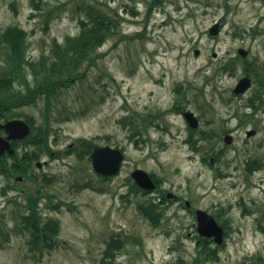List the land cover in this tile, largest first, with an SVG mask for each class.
<instances>
[{"label": "rangeland", "instance_id": "1", "mask_svg": "<svg viewBox=\"0 0 264 264\" xmlns=\"http://www.w3.org/2000/svg\"><path fill=\"white\" fill-rule=\"evenodd\" d=\"M85 1L116 19V28L96 49L100 55L85 77L57 90L48 113L54 155L41 154L46 164L33 166L35 179L24 176L17 182L29 193L42 190L37 210L42 222L58 221L59 244L43 250L39 259L33 256L20 218L28 193L2 192L7 182L16 181L0 175V264L264 262V116L244 105L255 83L244 95H232L245 60L264 68V36L248 30L254 10L243 0H229L230 10L223 0H165L149 15L150 0H40L39 10L32 9L30 0H0V29L18 25L26 30L27 55L37 58L55 41L79 31ZM222 18L220 32L209 35L208 28ZM238 47L248 50L245 58H236ZM1 56L0 51V64ZM231 59L236 60L233 70H218ZM206 102L208 107L202 106ZM177 103L199 119L192 136L203 133L205 138L198 150L187 141L185 120L173 110ZM161 110L157 118L146 119ZM14 112L44 123V99ZM248 129L255 133L247 137ZM226 133L232 135L229 144L223 141ZM80 138L122 148L119 173L103 180L87 156L73 152L62 157L68 144ZM217 151L211 166L204 158ZM255 159L263 165L248 170L247 161ZM135 167L155 174L160 189L128 193L127 177ZM88 181L95 189L80 186ZM168 191L179 201L161 203L163 216L154 226L138 204ZM195 208L229 218L224 245L211 243L218 247L217 260L197 255L196 220L190 212ZM111 238L122 241L112 249L113 258L104 254Z\"/></svg>", "mask_w": 264, "mask_h": 264}, {"label": "trees", "instance_id": "2", "mask_svg": "<svg viewBox=\"0 0 264 264\" xmlns=\"http://www.w3.org/2000/svg\"><path fill=\"white\" fill-rule=\"evenodd\" d=\"M40 0H30L32 9L39 10L40 5L36 3ZM163 0H151L147 9L149 15L154 2ZM83 16L78 19L79 31L75 35L65 36L63 42L55 41L48 48L47 52H42L37 58H31L27 55V32L18 25H9L0 29V51L2 52L0 64V111L5 108L9 111L10 107L29 105L42 98L45 102V122L37 124L33 116H25V120L31 127L29 140L34 144V148L25 153L23 158L28 162L36 158L43 149H47V139L52 129L49 120V110L52 109L54 98L57 95V90L62 86H69L75 79L85 77L86 70L91 65L95 64L99 57L96 49L101 46L111 34L117 24L109 13L102 11L99 7L85 1L81 3ZM234 65L231 63H222L218 66V70L227 71L233 70ZM216 71V70H215ZM92 139L80 138L77 146V156H84L89 153L93 146ZM190 145L195 149H199L200 145L193 140ZM220 152L212 153L214 160L218 159ZM0 159V170L4 167L10 174L19 173L20 165L13 161L8 167L6 163ZM254 161L247 162L248 170L255 169ZM23 165V164H21ZM213 165V163L211 164ZM154 178V175H151ZM103 180L109 179L107 176L101 177ZM129 179V178H128ZM94 188L92 182H84L81 187ZM98 189V188H96ZM129 190L133 192L140 190L135 183L129 184ZM128 190V193H129ZM127 195V194H126ZM127 198V197H126ZM161 203V202H160ZM160 203L154 198L138 204L139 213L154 226L160 224L163 216V208H160ZM25 213L20 214V218L24 227L30 234L28 239L29 249L36 251L38 255L42 254L45 249H50L58 243L57 234L59 224L55 219L42 222L40 213L38 212V197L29 195L26 202ZM215 218L219 221L224 229L225 237L228 235L230 228L229 218H222L217 212H212ZM197 255L202 260H217L218 247H212V239L194 236ZM225 242L222 243V246ZM108 247L104 251L106 256L114 257L112 249L122 246V241L119 238H111L108 241ZM260 258H257L259 260ZM243 264H256L243 263ZM261 264H264L262 262Z\"/></svg>", "mask_w": 264, "mask_h": 264}, {"label": "water", "instance_id": "3", "mask_svg": "<svg viewBox=\"0 0 264 264\" xmlns=\"http://www.w3.org/2000/svg\"><path fill=\"white\" fill-rule=\"evenodd\" d=\"M218 27V23H214L210 27L209 33L216 34L218 32ZM197 52L198 51L196 50L195 53ZM238 52L242 56H245L247 54V52L243 49H239ZM249 85V78L242 77L234 87V92H242ZM184 116L192 127H195L197 125V119L193 115V113L188 111L184 113ZM0 128H4L8 133L7 138H21L29 133L28 125L21 119L7 121L5 124H0ZM252 133L253 131H249L247 135H250ZM224 140L226 143H229L231 140V136L226 135L224 137ZM4 150H8L9 152L13 151L9 146L8 141L0 136V154L3 153ZM90 158L93 170L96 173L104 175H114L119 171L120 164L123 159V154L118 148L104 145L94 147L92 152L90 153ZM131 177L141 188L153 189L155 186L148 173L141 168L134 169L131 172ZM167 196H171V194H167ZM186 204H188V202H186ZM195 214L197 232L200 235L212 237L216 244H221L223 240V229L215 220V218L207 211L200 208H197L195 210Z\"/></svg>", "mask_w": 264, "mask_h": 264}, {"label": "flooded vegetation", "instance_id": "4", "mask_svg": "<svg viewBox=\"0 0 264 264\" xmlns=\"http://www.w3.org/2000/svg\"><path fill=\"white\" fill-rule=\"evenodd\" d=\"M243 2L245 4L248 5L249 8L254 10V15H253V22L249 24L250 28L248 30L251 31L252 35H261L264 36V0H243ZM229 0H223L222 2V6L227 9L230 10V6H229ZM218 23L220 25V28L223 27L224 25V20L223 18L218 20ZM249 61V60H248ZM247 63V64H246ZM246 64V69L251 73L252 77L250 76L249 78L251 79V85H253L254 83L256 84V89L254 90V96H250L249 99L245 100L244 105L247 107H252V109L256 112L260 113V118H262L264 116V68H262L261 66H259L258 64H256L255 62V69L253 67L252 63L247 62V60L244 61L243 65ZM244 69H242V74L244 75ZM251 89V88H250ZM244 90L242 93H240V96L244 95L245 93H247L249 90ZM250 100H254V103L251 104L249 103ZM6 106H3V110L0 111V121L2 123H5L8 120L13 119L11 116H9V113H6ZM15 109V107H10V109ZM173 110L175 112H178L180 116H182V113L184 110L180 111V106L179 105H174L173 106ZM151 116H153V118H157L158 116H160L159 112H150L148 113ZM255 131V130H254ZM0 136H2L3 138H7V133L0 129ZM10 146L14 149V151H17V154L19 157H17V160H23L24 156L26 154H23L24 152L28 153L30 152V150L33 148L32 143L30 142L29 139L24 138V139H19V138H10L9 140ZM43 155V153H41ZM13 154H9L8 151H5L3 153V155H1V159L6 163V165L8 167H10L12 165V159L8 156H12ZM54 153L50 152V156H53ZM66 154L65 150L62 151V157H64ZM41 158V156H40ZM25 166L24 167H20L19 169H21V171H23L24 173H26V176H29L31 179H35V174L31 173V170L33 169V166L35 167H41V165L46 164V161L42 162V164L39 163L38 160L32 161L31 165L30 162H28L27 160H24L22 162ZM40 165V166H38ZM0 175L3 176L5 179H10L8 178V175H10V173H7V169L6 168H2L0 171ZM25 176V177H26ZM24 176H20V175H14V179L16 180V185L18 181L23 180ZM8 184H13V182H7L6 185H4V187L9 186ZM17 190L15 189H7V191H15V192H20V193H28L25 194L26 196L28 195H35V197L41 196L42 195V190L41 189H37L34 193H29L28 191H26L23 188H19L17 187ZM161 201V198H159ZM172 199H178L179 198L177 196L174 195V197H172ZM184 205H185V200H184Z\"/></svg>", "mask_w": 264, "mask_h": 264}]
</instances>
